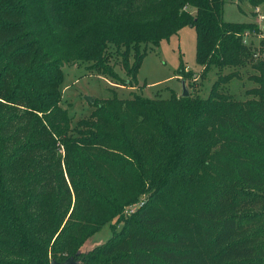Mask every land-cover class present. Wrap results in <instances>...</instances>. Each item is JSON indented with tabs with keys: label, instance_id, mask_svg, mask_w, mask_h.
<instances>
[{
	"label": "trees",
	"instance_id": "obj_1",
	"mask_svg": "<svg viewBox=\"0 0 264 264\" xmlns=\"http://www.w3.org/2000/svg\"><path fill=\"white\" fill-rule=\"evenodd\" d=\"M223 5L0 0V264H264V58L252 64L249 100L221 91L239 78L223 70L253 63L243 37L261 28L225 22ZM186 26L196 64L216 75L207 97L114 93L69 128L64 62L133 87L148 47ZM82 196L93 207L84 213ZM114 218L119 230L79 252Z\"/></svg>",
	"mask_w": 264,
	"mask_h": 264
},
{
	"label": "rangeland",
	"instance_id": "obj_2",
	"mask_svg": "<svg viewBox=\"0 0 264 264\" xmlns=\"http://www.w3.org/2000/svg\"><path fill=\"white\" fill-rule=\"evenodd\" d=\"M190 12L194 14V10L191 9ZM259 16L264 17V3L251 6L248 0H224L222 17L225 22L256 24L263 29H260L259 35L245 32L243 37L244 44L252 53L253 51L255 52L253 63H248L243 68L223 70V74L237 72L239 76L238 79L230 81L221 90L237 101H246L251 98L248 91L255 88L256 85L249 80V77L257 74L256 70L252 68V64H256L264 58V19L259 20ZM195 45V31L193 28L186 26L167 41H162L158 47H148L147 54L137 74L136 85H133V87L116 86L114 81L88 70V64L86 63L79 61L64 62L62 64L63 79L60 88L61 101L59 105L68 113L70 118L69 128L73 129L78 121L89 117L96 109L95 105H99L104 102L103 100L111 98L114 93L119 99H130L132 92L148 99L155 97L168 99L172 93L180 96L182 93V81L178 71L181 65L185 70V84L189 93L200 98L207 97L216 75L214 71L208 74L201 72L202 69L195 62ZM110 65L113 66V69L121 78L127 79L125 72L120 67L119 58L112 56ZM86 97L93 98L95 104L90 105L87 103ZM69 190L71 192V209L68 216L75 205V198L70 185ZM146 198L147 196L143 195L138 202L126 208L123 215L128 216ZM84 200L85 197L77 203L82 213L90 208L93 209ZM81 220L84 225L86 220L83 217ZM121 226L122 222H118L117 218H114L95 234L88 237L79 248V252L85 253L102 245L111 237L112 232L119 230ZM77 234L76 232L71 236L77 237ZM51 261L52 259H50Z\"/></svg>",
	"mask_w": 264,
	"mask_h": 264
},
{
	"label": "water",
	"instance_id": "obj_3",
	"mask_svg": "<svg viewBox=\"0 0 264 264\" xmlns=\"http://www.w3.org/2000/svg\"><path fill=\"white\" fill-rule=\"evenodd\" d=\"M181 81H182L181 97H188L190 95V93H189L188 88H187V86L185 84V81L184 80H181ZM85 100L90 105H93L95 103V100L93 98H90V97H86ZM50 264H77V261H76V259L74 257H69L63 262H58V261L52 260L50 262Z\"/></svg>",
	"mask_w": 264,
	"mask_h": 264
},
{
	"label": "built area",
	"instance_id": "obj_4",
	"mask_svg": "<svg viewBox=\"0 0 264 264\" xmlns=\"http://www.w3.org/2000/svg\"><path fill=\"white\" fill-rule=\"evenodd\" d=\"M264 19V17L263 16H259V20H263Z\"/></svg>",
	"mask_w": 264,
	"mask_h": 264
}]
</instances>
